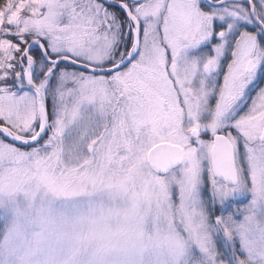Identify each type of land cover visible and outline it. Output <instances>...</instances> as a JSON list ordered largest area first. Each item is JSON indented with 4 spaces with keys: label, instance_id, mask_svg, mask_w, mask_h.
Returning a JSON list of instances; mask_svg holds the SVG:
<instances>
[{
    "label": "snow or ice",
    "instance_id": "snow-or-ice-1",
    "mask_svg": "<svg viewBox=\"0 0 264 264\" xmlns=\"http://www.w3.org/2000/svg\"><path fill=\"white\" fill-rule=\"evenodd\" d=\"M0 214V264H264V0H5Z\"/></svg>",
    "mask_w": 264,
    "mask_h": 264
},
{
    "label": "rangeland",
    "instance_id": "rangeland-1",
    "mask_svg": "<svg viewBox=\"0 0 264 264\" xmlns=\"http://www.w3.org/2000/svg\"><path fill=\"white\" fill-rule=\"evenodd\" d=\"M111 207L116 210V212H119V215L117 216L115 213L113 214V217L110 221L111 227L113 230H119L121 227H124L127 232V242L128 246L135 250L138 247V230L136 227L135 222H129L127 224H124L122 221V218L127 214L131 215V209L127 206L126 203L117 201L115 204L110 205ZM141 215H144V209L140 210ZM3 216L0 214V219H2ZM167 231V226L163 223L157 224L154 219V214H148L145 223L143 224V233L145 238L157 234L159 232L160 234H164ZM165 249H161L159 251L153 252L152 254H145L144 260L145 264H157V262H162L165 260Z\"/></svg>",
    "mask_w": 264,
    "mask_h": 264
},
{
    "label": "trees",
    "instance_id": "trees-1",
    "mask_svg": "<svg viewBox=\"0 0 264 264\" xmlns=\"http://www.w3.org/2000/svg\"><path fill=\"white\" fill-rule=\"evenodd\" d=\"M4 3H5V0H0V6H3Z\"/></svg>",
    "mask_w": 264,
    "mask_h": 264
}]
</instances>
